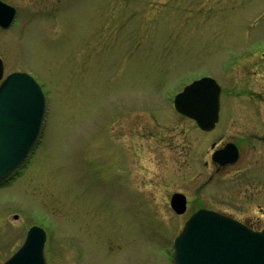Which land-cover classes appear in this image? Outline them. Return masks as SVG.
I'll list each match as a JSON object with an SVG mask.
<instances>
[{"label":"rangeland","instance_id":"rangeland-1","mask_svg":"<svg viewBox=\"0 0 264 264\" xmlns=\"http://www.w3.org/2000/svg\"><path fill=\"white\" fill-rule=\"evenodd\" d=\"M1 1L16 9L0 28L4 73L29 72L47 107L0 183V264L32 225L46 264H173L201 208L264 227V0ZM202 76L221 87L210 131L173 107ZM229 142L239 159L217 171Z\"/></svg>","mask_w":264,"mask_h":264},{"label":"water","instance_id":"water-1","mask_svg":"<svg viewBox=\"0 0 264 264\" xmlns=\"http://www.w3.org/2000/svg\"><path fill=\"white\" fill-rule=\"evenodd\" d=\"M14 15L15 9L0 1V27L8 28ZM219 95L215 80L205 77L186 86L173 103L177 112L195 120L202 130H210L218 120ZM45 113V96L30 74L15 72L2 81L0 181L22 164L39 141ZM237 159L233 144L212 155L220 165ZM170 205L177 214L184 213L185 196L173 194ZM45 239L44 230L32 226L20 248L3 264H46ZM172 248L173 264H264V230L256 233L231 218L201 209L188 219Z\"/></svg>","mask_w":264,"mask_h":264},{"label":"flooded vegetation","instance_id":"flooded-vegetation-1","mask_svg":"<svg viewBox=\"0 0 264 264\" xmlns=\"http://www.w3.org/2000/svg\"><path fill=\"white\" fill-rule=\"evenodd\" d=\"M3 68H4V63H3ZM8 74H6L5 75V73H4V69H3V76H2V78L3 77H5V76H7ZM2 78L0 79V83H1V80H2ZM236 145V144H235ZM224 146V145H223ZM223 146H221V147H219V148H216V149H220V148H222ZM237 146V145H236ZM216 149H214V151L216 150ZM237 149H238V153H239V156H240V148H238V146H237ZM216 166V170L217 171H225V170H229V168H231V167H233V165H225V166H218V165H215ZM242 223H244L245 225H247L249 228H251L252 230H255V231H261L263 228H261V229H258V228H254L252 225H254V223H252V222H247V221H241Z\"/></svg>","mask_w":264,"mask_h":264},{"label":"bare ground","instance_id":"bare-ground-1","mask_svg":"<svg viewBox=\"0 0 264 264\" xmlns=\"http://www.w3.org/2000/svg\"><path fill=\"white\" fill-rule=\"evenodd\" d=\"M2 182H3V181H2ZM2 182H1V183H2Z\"/></svg>","mask_w":264,"mask_h":264}]
</instances>
